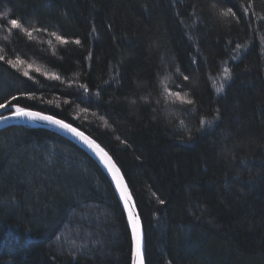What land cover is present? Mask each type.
<instances>
[{
    "label": "trees",
    "instance_id": "obj_1",
    "mask_svg": "<svg viewBox=\"0 0 264 264\" xmlns=\"http://www.w3.org/2000/svg\"><path fill=\"white\" fill-rule=\"evenodd\" d=\"M0 56V104L78 127L119 167L145 264H264V0H0ZM130 262L97 163L1 129L0 264Z\"/></svg>",
    "mask_w": 264,
    "mask_h": 264
},
{
    "label": "water",
    "instance_id": "obj_2",
    "mask_svg": "<svg viewBox=\"0 0 264 264\" xmlns=\"http://www.w3.org/2000/svg\"><path fill=\"white\" fill-rule=\"evenodd\" d=\"M14 111H15L14 108H8V107L0 109V117H9L6 120L0 119V130L4 129L6 127H9V126H32V127H36V128H43V129L49 130V131L54 132L57 135L65 138V139L69 140L71 143H73L74 145H76L77 147L82 149L88 156H90L97 163V165L100 167V169L103 171V173L108 178L112 188L114 189V192H115V194H116V196L120 202V205L123 209V212H124L126 220H127V224H128V228H129L130 236H131V262H130V264H145V261H144V250H145V248H144V234H143V228H142V223H141V220L139 217V213H138L137 207L135 205L134 199L132 197V194L130 192V189L126 183V180H125L121 170L116 165V163L114 162L112 157L109 155V153L95 139H93L87 133L78 129L74 125L67 123L66 121H64V122L67 124H70L72 127L76 128L79 132H82L84 134V136H86L90 140L94 141L95 144L99 145V147L101 149H103V151L105 153H107L106 160H102L101 157L99 155H97L96 151H94L87 144H85L82 141V139L73 135L72 133H70V132H68V131H66V130H64V129H62V128L54 125V124H50L46 121L29 120L27 118L14 117V116H12V113ZM31 111H35V110H31ZM42 114L43 115H49V114H45V113H42ZM54 118H56V117H54ZM56 119L61 120L59 118H56ZM109 159L111 162L110 165L106 163V161ZM111 165H115V168L113 169V171H109V167ZM114 174H116L121 181L119 189L117 188V181L115 179H113ZM122 194H123V198H122ZM125 203H127V207L125 206ZM130 214H131L132 222H135L137 220L139 221L140 248H139L138 253L136 252V243L133 239L132 224L130 223V219H129Z\"/></svg>",
    "mask_w": 264,
    "mask_h": 264
},
{
    "label": "snow or ice",
    "instance_id": "obj_3",
    "mask_svg": "<svg viewBox=\"0 0 264 264\" xmlns=\"http://www.w3.org/2000/svg\"><path fill=\"white\" fill-rule=\"evenodd\" d=\"M231 9H228L226 12H224V15H229L231 13ZM3 18L7 20L8 25L12 28V29H19L21 27V22H19L17 19H9L7 17V14H3ZM31 33L29 32V35ZM55 35V34H53ZM57 40H61V38L59 36L56 37ZM63 43V41H61ZM77 43H79V41H77ZM4 57L0 56V60H3ZM8 63H13L12 61H8ZM17 64L20 63V61L16 62ZM15 66V65H14ZM227 72L228 70L225 69V78H227ZM24 75L27 76L28 73L24 72ZM185 79H188V77H185ZM220 88H217V91H220ZM13 100L17 99L16 97L12 98ZM188 103H191V101H188ZM5 107L8 108H14L15 111L12 113V116L17 117V118H27L29 120H40V121H46L50 124H54L70 133H72L73 135L79 137L80 139H82V141L87 144L90 148H92L94 151L97 152V155H99L101 157L102 160H106L107 158V153H105L103 151V149H101L99 147V145L95 144L94 141L90 140L88 137L84 136V134L82 132H79L76 128L72 127L70 124L65 123L62 120H58L56 118H54L53 116L50 115H43L41 112L38 111H31L26 107H21L19 105L16 104H11L10 102H6L5 104H0V109H3ZM9 117H0V119H8ZM204 122L201 121V124H203ZM107 164H111L110 159L106 161ZM115 168V165H111L109 167V171H113V169ZM113 179H115L117 181V188H120V184L121 181L118 178V176L116 174L113 175ZM122 198H123V194H122ZM162 202V201H161ZM125 206L127 207V203H125ZM130 223L132 224V230H133V239L136 243V252H139V248H140V233H139V221H135L132 222V218H131V214H130Z\"/></svg>",
    "mask_w": 264,
    "mask_h": 264
},
{
    "label": "rangeland",
    "instance_id": "obj_4",
    "mask_svg": "<svg viewBox=\"0 0 264 264\" xmlns=\"http://www.w3.org/2000/svg\"><path fill=\"white\" fill-rule=\"evenodd\" d=\"M35 68H37V66L36 65H34L33 64V62H27L26 64H24V70H27V71H35V70H37V69H35ZM114 190V189H113ZM116 195V194H115ZM117 197V196H116ZM118 199V198H117ZM119 201V200H118ZM120 203V202H119ZM127 221V220H126ZM142 228H143V226H142ZM65 237H66V235H64ZM64 236H62V237H64Z\"/></svg>",
    "mask_w": 264,
    "mask_h": 264
},
{
    "label": "bare ground",
    "instance_id": "obj_5",
    "mask_svg": "<svg viewBox=\"0 0 264 264\" xmlns=\"http://www.w3.org/2000/svg\"><path fill=\"white\" fill-rule=\"evenodd\" d=\"M62 120V119H61ZM64 121V120H63ZM68 123V122H67ZM76 127V126H75ZM78 128V127H77ZM79 129V128H78ZM81 130V129H80ZM84 132V131H83Z\"/></svg>",
    "mask_w": 264,
    "mask_h": 264
}]
</instances>
